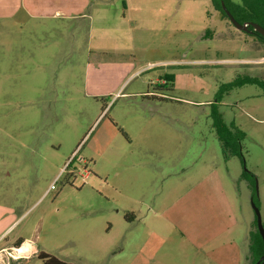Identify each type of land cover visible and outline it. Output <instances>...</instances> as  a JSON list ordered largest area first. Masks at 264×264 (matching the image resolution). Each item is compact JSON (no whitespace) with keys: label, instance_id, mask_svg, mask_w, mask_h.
Segmentation results:
<instances>
[{"label":"rangeland","instance_id":"obj_1","mask_svg":"<svg viewBox=\"0 0 264 264\" xmlns=\"http://www.w3.org/2000/svg\"><path fill=\"white\" fill-rule=\"evenodd\" d=\"M91 1L0 0L3 238L72 264H244L264 93L226 86L264 81V42L211 0Z\"/></svg>","mask_w":264,"mask_h":264},{"label":"trees","instance_id":"obj_2","mask_svg":"<svg viewBox=\"0 0 264 264\" xmlns=\"http://www.w3.org/2000/svg\"><path fill=\"white\" fill-rule=\"evenodd\" d=\"M213 6L219 10L223 17L228 18V16L225 14L222 5L224 4L227 9L231 12V14L234 16V18L242 25L249 24V29L252 32L250 33L252 36L257 37L262 42H264V38L254 31L253 27L250 25L252 23L259 24L264 28V0H211ZM244 84H256L259 85L264 93V81L256 78H250L246 77L245 79L236 80L234 82L229 83L226 87L227 88H235L240 87ZM225 85L222 86V88L219 91V94L223 92L225 88H223ZM222 91V92H221ZM220 99L218 98V101ZM218 119L221 121V117L219 116ZM221 126L224 128V130L227 131V134H223L221 129L220 132V140L222 143V147L225 153H230L231 155L240 156L242 158V161L244 160V157L241 152H239L236 148V145L234 141L232 140V136L229 135V130L227 129V126L221 121ZM238 135L243 136L242 132H237ZM229 135L230 137H228ZM239 141V140H238ZM244 177L248 178H254V175L252 173L246 172L244 173ZM253 201L256 202L255 198V190L253 195ZM257 203V202H256ZM250 239H251V249L252 253L254 255L253 264H256V262L263 256L264 254V243L260 241L259 239V233L258 232H251L250 233ZM24 242L23 239H18L15 242L16 247H19ZM37 257L43 261V264H72L70 262H66L64 260H61L57 258L54 255H51L49 253H46L44 251H39Z\"/></svg>","mask_w":264,"mask_h":264},{"label":"crops","instance_id":"obj_3","mask_svg":"<svg viewBox=\"0 0 264 264\" xmlns=\"http://www.w3.org/2000/svg\"><path fill=\"white\" fill-rule=\"evenodd\" d=\"M24 1H25L24 3H26V4H33L34 2H38V3H40V5H52V4L56 5V3H58L59 4V5H57L58 6V8H57L58 13H60L62 10H64V11H66V10L79 11L82 9L85 10L87 8V6L92 2L91 0H24ZM64 166L66 167V164ZM7 230H8L7 228L4 230H0V249L4 248V247L16 246L15 242L18 239H23L24 242H29V241H26V239L22 236H18L12 242H9L7 240V237L3 238V236L6 234ZM3 241L6 243L5 245L1 244ZM244 246H247V245H244ZM36 249L38 252L40 251L38 247H36ZM244 251L246 254L244 264H249V261H251V263L253 264L254 255H253L252 249H251L250 233H249V245H248V248L244 247ZM35 257H37V256H35Z\"/></svg>","mask_w":264,"mask_h":264},{"label":"built area","instance_id":"obj_4","mask_svg":"<svg viewBox=\"0 0 264 264\" xmlns=\"http://www.w3.org/2000/svg\"><path fill=\"white\" fill-rule=\"evenodd\" d=\"M25 246L29 247L25 252H20ZM36 246L31 242H23L19 247L11 246L0 249V264H20L22 260L31 256H37Z\"/></svg>","mask_w":264,"mask_h":264},{"label":"water","instance_id":"obj_5","mask_svg":"<svg viewBox=\"0 0 264 264\" xmlns=\"http://www.w3.org/2000/svg\"><path fill=\"white\" fill-rule=\"evenodd\" d=\"M222 8L225 12V14L228 16L229 20L231 21V23L239 30L242 31H246V32H252L248 27L249 24H245L242 25L240 24L235 18L234 16L231 14V12L227 9V7L223 4ZM254 31L257 32L258 34H260L263 38H264V28L262 26H260L259 24L256 23H252L250 24ZM253 207L255 210V214H256V218H257V228L260 232V234L262 235L263 239H264V225L262 222V218H261V214H260V210L257 207V205L253 202ZM256 264H264V254L263 256L256 262Z\"/></svg>","mask_w":264,"mask_h":264},{"label":"bare ground","instance_id":"obj_6","mask_svg":"<svg viewBox=\"0 0 264 264\" xmlns=\"http://www.w3.org/2000/svg\"><path fill=\"white\" fill-rule=\"evenodd\" d=\"M29 247L25 246L23 249L20 250V252H25L26 249H28Z\"/></svg>","mask_w":264,"mask_h":264}]
</instances>
